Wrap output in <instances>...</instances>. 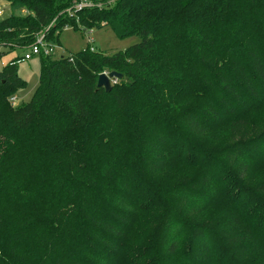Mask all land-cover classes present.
Segmentation results:
<instances>
[{
  "label": "trees",
  "instance_id": "16d2710c",
  "mask_svg": "<svg viewBox=\"0 0 264 264\" xmlns=\"http://www.w3.org/2000/svg\"><path fill=\"white\" fill-rule=\"evenodd\" d=\"M4 1L8 50L46 27L53 39L73 26L140 40L112 53L42 54L38 84L16 107L20 58L0 69V264H114L150 201L161 210L150 264H212L213 229L167 209L190 191L207 200L191 217L217 203L218 188L244 189L238 179L264 152V133L250 123L264 109V0ZM104 71L122 74L109 92L96 86ZM178 163L199 172L166 191L158 179ZM238 236L222 244L248 250Z\"/></svg>",
  "mask_w": 264,
  "mask_h": 264
},
{
  "label": "rangeland",
  "instance_id": "374dc122",
  "mask_svg": "<svg viewBox=\"0 0 264 264\" xmlns=\"http://www.w3.org/2000/svg\"><path fill=\"white\" fill-rule=\"evenodd\" d=\"M0 9L2 11L0 19L11 14L9 5L4 0H0ZM21 13L20 10L15 12L17 15ZM45 31L47 33V27ZM45 31L40 33L39 36H43L54 57L86 50L88 47L96 51L112 53L125 50L140 40L137 35L119 37L109 27L80 30L73 26H66L58 34L55 33L57 34L55 39L51 34H48L49 37H47ZM29 52V45L24 48L9 50L0 47V69L15 59L22 58L24 54ZM41 55L42 53L32 55L28 60H19L15 63L16 73L26 84L11 95H16L15 102L10 103L11 106L16 107L29 100L39 81V58ZM113 83L111 80V84ZM250 123L258 127L257 136L263 134L264 109L253 113L250 117ZM218 142L220 145L227 143L224 137H220ZM184 161L189 162L187 156L184 157ZM198 172V168H187L186 164L178 163L164 171L158 179V183H162L166 191L173 186H180L181 183H184L183 186H188V183ZM238 176H240L238 172L232 173L233 181ZM262 180H264V152L261 154L260 159L244 174V178L240 176V179H238V181H241V185L245 187L244 189L234 190L231 184L224 185V188H218L216 190L218 194L211 196L216 199L217 203L214 204V202L208 201L203 210L191 215V217L187 215V211L201 206L207 200L202 201L190 191L183 192L184 194L171 198L172 205L167 210H173L183 215V219L187 223H199L213 229L212 231L215 233L212 235L213 243L210 250L212 264H259L260 261H264V230H260L261 223L264 222V217H260L261 211H264L262 207L264 191H257L254 188ZM220 185H217V187H220ZM153 193L155 192L153 191ZM146 205L149 207L140 213L139 219L134 223L122 247L119 248V259H116L117 262L114 264L151 263L154 257L151 251L152 244L154 243L156 246L157 243H161L154 238L156 233L155 224L161 210L155 201L146 202ZM232 213L241 214V224H234L230 221L229 217ZM258 217H260L258 223L250 220V218L256 219ZM247 227H250V232L246 230ZM244 230L248 233H245ZM240 232L244 233L248 240L244 243V245H248L246 251L238 249V245L242 243V241L236 242V240H239L238 235H240ZM224 237H233L232 239L236 240L232 244L225 243L223 245L222 239ZM184 245L187 246L186 242H184ZM248 251H251V254L245 255Z\"/></svg>",
  "mask_w": 264,
  "mask_h": 264
},
{
  "label": "built area",
  "instance_id": "2783aa9c",
  "mask_svg": "<svg viewBox=\"0 0 264 264\" xmlns=\"http://www.w3.org/2000/svg\"><path fill=\"white\" fill-rule=\"evenodd\" d=\"M78 7L81 6V4L77 5ZM1 9H0V14H1ZM30 47V52L27 54H24V56H22V58H20L19 60H28L31 58L32 55H38L39 53L48 55L51 54V49L48 45H46L45 40L43 39V36H39L37 35L35 42L29 46ZM18 60V61H19ZM17 61V62H18ZM107 74L106 71L102 72ZM112 83L113 81L115 82L116 79H111ZM16 97L15 96H11L9 97V102L12 104L15 102Z\"/></svg>",
  "mask_w": 264,
  "mask_h": 264
},
{
  "label": "water",
  "instance_id": "95a60500",
  "mask_svg": "<svg viewBox=\"0 0 264 264\" xmlns=\"http://www.w3.org/2000/svg\"><path fill=\"white\" fill-rule=\"evenodd\" d=\"M122 74L115 71H110L107 74L101 73L98 75L96 86L97 88H103L104 91L109 92L112 89L111 79H120Z\"/></svg>",
  "mask_w": 264,
  "mask_h": 264
},
{
  "label": "crops",
  "instance_id": "0c3cea01",
  "mask_svg": "<svg viewBox=\"0 0 264 264\" xmlns=\"http://www.w3.org/2000/svg\"><path fill=\"white\" fill-rule=\"evenodd\" d=\"M15 97H16V95H15Z\"/></svg>",
  "mask_w": 264,
  "mask_h": 264
}]
</instances>
